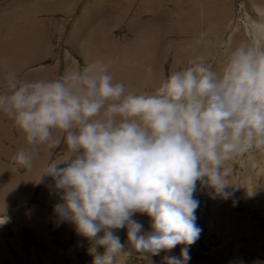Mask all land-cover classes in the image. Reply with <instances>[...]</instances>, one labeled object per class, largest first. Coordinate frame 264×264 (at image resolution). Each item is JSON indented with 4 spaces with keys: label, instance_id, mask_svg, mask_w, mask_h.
<instances>
[{
    "label": "clouds",
    "instance_id": "clouds-1",
    "mask_svg": "<svg viewBox=\"0 0 264 264\" xmlns=\"http://www.w3.org/2000/svg\"><path fill=\"white\" fill-rule=\"evenodd\" d=\"M211 26L188 45L205 43ZM0 113L25 134L29 145L12 157L30 170L42 145L66 146L50 163L60 203L57 225L71 223L93 245L91 264L171 252L163 264H189L197 225L198 184L227 200L229 163L241 154L264 152V46L241 42L219 70L202 55L171 73L152 94L116 82L101 63L66 70L55 79L22 80L8 72ZM59 132V136H54ZM147 215L151 230L134 219ZM8 217H0V225ZM127 229V245L117 234ZM104 249L103 254L96 251Z\"/></svg>",
    "mask_w": 264,
    "mask_h": 264
},
{
    "label": "rangeland",
    "instance_id": "rangeland-1",
    "mask_svg": "<svg viewBox=\"0 0 264 264\" xmlns=\"http://www.w3.org/2000/svg\"><path fill=\"white\" fill-rule=\"evenodd\" d=\"M216 1L0 0V92L7 90L8 72L27 81L55 79L66 70L101 63L127 89L152 94L195 56H204L219 70L239 32L247 31L250 43L264 46V21L259 19L264 5L258 9L249 0H230L228 19L216 25L221 12ZM206 16L209 22L197 35L184 32L194 18L207 23ZM253 22L261 26L257 36L250 32ZM210 25L223 32L189 48ZM28 147L25 134L0 113V217H8L0 225V264H91L92 243L73 224L57 225L53 206L61 202L59 193L49 187L51 177L42 178L44 168L68 155L66 146L49 150L42 145L26 170L12 157ZM229 167L231 198L213 199L210 189L197 186L202 232L190 246L189 264H264V152L241 154ZM134 219L144 231L151 230L147 215ZM117 234L127 245V229ZM182 247L151 257L128 256L126 249L120 264H163L165 255L179 257ZM96 251L103 254L104 249Z\"/></svg>",
    "mask_w": 264,
    "mask_h": 264
},
{
    "label": "bare ground",
    "instance_id": "bare-ground-1",
    "mask_svg": "<svg viewBox=\"0 0 264 264\" xmlns=\"http://www.w3.org/2000/svg\"><path fill=\"white\" fill-rule=\"evenodd\" d=\"M251 6H256L258 9L259 8H262L264 5V2L262 0H249ZM215 3H218V5L221 6V12H219V15L217 16V18L214 20V22L216 23V25H220L222 24L223 22H225L228 17H229V12H230V0H218L216 1ZM211 5V4H210ZM208 5V6H210ZM207 6V7H208ZM224 8V9H222ZM261 11V9H260ZM264 11V10H263ZM260 21H264V14H260ZM207 18V23L203 22V23H198L197 20H195L196 18H194V22L191 24L192 20L190 21V24L191 26L190 27H184V32H186V34H196L199 32V30L203 27V25H207L208 22H209V18L206 16ZM184 22H187L188 23V19L184 20ZM196 23V24H194ZM184 26H187V25H184ZM211 26V30L208 32V35L210 34H217V33H221L223 32V30H219L218 31V28H214L212 25ZM240 25H237L236 27L238 28ZM208 29H209V26H208ZM207 29V30H208ZM260 29H261V26L260 25H256L254 22L252 24V27H251V30L250 32L254 35V36H257L258 33L260 32ZM247 33V34H246ZM246 33H242V32H239L238 35H236L233 40H234V43H233V46L232 48L236 47L237 45H239L241 42H249L250 43V39H249V33L246 31ZM249 36V37H248ZM21 186V185H20Z\"/></svg>",
    "mask_w": 264,
    "mask_h": 264
}]
</instances>
